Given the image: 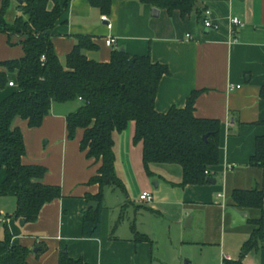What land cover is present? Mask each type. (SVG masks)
Segmentation results:
<instances>
[{
	"label": "crops",
	"instance_id": "0c3cea01",
	"mask_svg": "<svg viewBox=\"0 0 264 264\" xmlns=\"http://www.w3.org/2000/svg\"><path fill=\"white\" fill-rule=\"evenodd\" d=\"M7 1L5 20L12 22L18 0ZM152 8L136 0H111L110 11L102 13L89 0H69L51 32L54 50L65 64L76 36L91 35L97 49L85 51V55L93 60L108 61L111 49L121 47L131 56L148 54L152 62L169 69L159 82L155 98V109L161 113L171 107L183 108L190 93L200 90L194 115L220 121L219 162L209 167V177L215 182L169 187L168 179L159 173L166 183L159 189L158 181L159 190L147 206L134 204L127 193L117 197L114 205L109 204L105 189L99 236L83 237V211L89 201H95L87 195L98 191V186L88 181L99 163L87 159L79 149L81 130L73 139L67 137L66 115L78 102H53L38 127L15 118L13 126L21 130L25 145L22 163L44 166L46 172L40 181L60 186L62 195L44 204L34 222L21 225L19 219L6 220L12 244L30 250L29 264H57L61 251L86 264H224L236 260L240 264H264V238L257 249L240 256L243 243L255 228L250 221L258 219L261 210L235 206L231 199L234 189L257 187L264 192V165H249L255 138L264 135V126L258 124L264 120V100L259 97L264 85V0H207L201 3L200 12L194 10L185 16L178 10L168 12L157 7V16H152ZM203 9L211 11L217 28L203 26ZM103 14L111 28L100 19ZM232 16L243 22L234 34L229 25ZM108 36L115 39L114 46L105 44ZM21 40L16 35L8 39L0 32V61L23 56ZM11 78H15L14 73L8 74ZM13 89L8 85L0 88V102ZM129 123V137L114 134V153L120 155L123 148L126 157L119 161L115 153V172L123 184L137 178L134 193L139 200L141 193L149 191L150 179L142 163V145L132 140L134 123ZM2 171L0 185L5 178ZM179 181L181 171L176 183ZM168 188H172V195L165 192ZM0 197L9 201L8 212L13 213L14 193ZM229 209L241 214L238 222ZM189 215L190 226L183 227ZM187 228L189 231H183ZM135 232L150 241H136Z\"/></svg>",
	"mask_w": 264,
	"mask_h": 264
},
{
	"label": "trees",
	"instance_id": "16d2710c",
	"mask_svg": "<svg viewBox=\"0 0 264 264\" xmlns=\"http://www.w3.org/2000/svg\"><path fill=\"white\" fill-rule=\"evenodd\" d=\"M65 0H18L17 14L12 22L5 20L8 1L0 6V32L20 36L23 56L0 61V88H5L15 74L14 89L0 102V173L5 178L0 195L13 192L16 207L9 217L34 222L44 204L60 198L58 185L43 184L40 179L46 168L38 164H23L25 154L23 135L13 126L15 118L27 121L29 127H38L55 103L78 102L77 108L66 115L68 139L81 130L79 149L85 157L99 163L88 184L98 186L88 199L98 202L96 209L83 211L82 235L96 238L100 233L101 202L106 188L125 191L115 172L114 134L134 123L133 143L142 145V163L148 175L153 164H177L181 169L179 186L203 185L210 176L209 167L219 162L220 121L198 118L194 102L201 92L190 93L183 108L171 107L166 113L155 109L157 88L163 75L169 74L166 65L152 62L148 54L129 55L112 48L109 60L96 61L85 51L97 49L91 35H77L76 43L68 52L65 64L57 56L51 32L65 10ZM168 12L178 10L182 16L201 11L207 0H136ZM218 1V0H209ZM102 13L110 11L111 0H89ZM205 10V9H203ZM202 10V11H203ZM202 13V12H201ZM264 100V85L259 89ZM258 124L264 126V120ZM206 135V139L203 136ZM249 165H264V135L255 138V149ZM233 204L242 208H258L261 216L250 221L255 225L241 247L240 256L257 249L264 238V192L257 187L234 189ZM6 221L0 222V264H29L30 250L13 245ZM136 241H150L135 232ZM41 251V250H40ZM57 264H86L81 258L59 252ZM224 264H240V260Z\"/></svg>",
	"mask_w": 264,
	"mask_h": 264
},
{
	"label": "rangeland",
	"instance_id": "374dc122",
	"mask_svg": "<svg viewBox=\"0 0 264 264\" xmlns=\"http://www.w3.org/2000/svg\"><path fill=\"white\" fill-rule=\"evenodd\" d=\"M12 11H13V13L15 12V14H16L14 7H13ZM10 80H14V79L11 78ZM75 104H77V102ZM117 135H122V137H126L128 135V137H129L130 136V123L128 124L127 129H125L123 132H121V134H117ZM116 137L117 136L115 135V138ZM115 153H116V151H115ZM117 158L119 161H121V160L123 161V159H126L125 152H124L123 148H122V151L120 152V155H118L116 153V159ZM117 166H121V165L118 164ZM150 170L153 173L154 172H156V173L154 175L153 174L149 175V179H150L149 191H146L148 193L153 194L155 192V190L158 189V186H157L158 181L160 182V188L159 189L162 188L163 183H166L165 179L162 177L163 175L168 179L167 184L169 185V187H174V185L178 186V184L180 182L179 181L176 183L178 178H180V171H181L180 166L177 164H153L150 166ZM2 173H3V171L1 172L0 175H2ZM159 173L162 174L161 177L159 176ZM138 185H139V182H138L137 178H135V179L132 178V179H128V181L126 183H124V189H125L124 192L118 188L112 189V188L108 187V188H106V190H107L106 201L109 204L114 205L117 197L122 198L127 193L128 197H129L128 199L132 200L134 202V204H144L145 206L150 205L153 201L138 203V201H139L138 195H137V193L136 194L134 193V190L138 187ZM168 189L169 190H167L165 192L169 195H172V193H171L172 188H168ZM171 198H172V196H171ZM130 207H132V206H130ZM0 208L7 211V213L0 211V222H3V221H5L7 215L12 214V213L8 212L9 201L0 197ZM143 209L144 208H142V210ZM127 215H129V213H127ZM190 216L192 217V215H189L187 218H189ZM9 218H14V217L11 216ZM9 218H7L6 220H8ZM186 219L183 221V224H182L183 227L185 225ZM122 225H125V224H122ZM188 229H190V228L184 229L183 231H189Z\"/></svg>",
	"mask_w": 264,
	"mask_h": 264
},
{
	"label": "built area",
	"instance_id": "2783aa9c",
	"mask_svg": "<svg viewBox=\"0 0 264 264\" xmlns=\"http://www.w3.org/2000/svg\"><path fill=\"white\" fill-rule=\"evenodd\" d=\"M100 19L106 23L107 28H111V23L109 22L107 15L105 14L101 15ZM201 19H202V24L204 27L213 28V29L217 28V25L213 23L211 20V11L209 9H205L202 11ZM229 25L231 27V33L234 34L236 28L243 26V22L238 17L232 16L229 18ZM187 36L189 37V35ZM105 44L107 46H114L115 39L111 36H108L105 38ZM15 85L16 84L13 80H10L8 82V86L10 87H15ZM236 87H239V86H236ZM232 89L233 87H229V90H232ZM139 200L143 202H151L153 200V196L151 193L143 192L139 195Z\"/></svg>",
	"mask_w": 264,
	"mask_h": 264
},
{
	"label": "water",
	"instance_id": "95a60500",
	"mask_svg": "<svg viewBox=\"0 0 264 264\" xmlns=\"http://www.w3.org/2000/svg\"><path fill=\"white\" fill-rule=\"evenodd\" d=\"M157 14H158V9L156 7H153L151 9V15L152 16H157ZM120 50L121 51H124V48L121 47ZM203 139H206V135L203 136ZM207 182L214 183L215 182V179H213L211 177H208L207 178ZM96 206H97V202L96 201H89L87 203V207L86 208L87 209H89V208H96ZM229 213H231V215L233 217V220L235 222H238L239 219L241 218V214L239 212L235 211L234 209H229ZM190 221H191V216L189 218H187L186 221H185V226L186 227L187 226H190ZM24 223H25V221L23 219H21L20 220V224L23 225Z\"/></svg>",
	"mask_w": 264,
	"mask_h": 264
}]
</instances>
